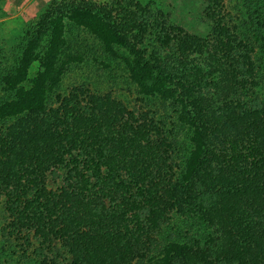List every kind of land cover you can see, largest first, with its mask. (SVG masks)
<instances>
[{
	"label": "trees",
	"instance_id": "obj_1",
	"mask_svg": "<svg viewBox=\"0 0 264 264\" xmlns=\"http://www.w3.org/2000/svg\"><path fill=\"white\" fill-rule=\"evenodd\" d=\"M198 1L206 36L135 0H53L27 26L0 75L5 235L59 242L66 255L54 264H264V5L244 1L239 33L225 0ZM68 25L122 57L144 96L179 100L192 128L181 171L176 141L111 93L53 101ZM194 56L210 63L188 65ZM50 175L63 185L50 188ZM177 215L206 224L207 239L169 234Z\"/></svg>",
	"mask_w": 264,
	"mask_h": 264
},
{
	"label": "rangeland",
	"instance_id": "obj_2",
	"mask_svg": "<svg viewBox=\"0 0 264 264\" xmlns=\"http://www.w3.org/2000/svg\"><path fill=\"white\" fill-rule=\"evenodd\" d=\"M53 0H0V75L6 66L15 63L27 26L33 22ZM142 4H150L156 9L170 12L173 19L190 31L206 36L208 28L199 21L201 3L198 0H135ZM245 0H225V14L232 21L231 25L239 33L243 31L242 23L248 18V8ZM101 7L110 0H78V3ZM264 5V0H262ZM255 10V9H254ZM254 15L258 17L257 11ZM67 69L62 77L53 101L60 95H67L76 89L111 93L123 101L129 108L146 114L158 122L168 136L177 143L180 149L176 155L179 171L183 169L191 146L192 128L180 120L182 110L178 99H163L148 97L140 93L132 81L127 66L122 57H115L103 49L99 39L85 28L68 25L66 33ZM120 54L128 53L126 47L118 48ZM258 50V49H257ZM257 59L264 63V53L258 50ZM260 61V60H259ZM208 57L194 56L188 65H208ZM37 68V63L33 69ZM8 96V92L0 84V98ZM60 175L64 170H58ZM50 188L56 189L63 185L61 176H51L48 179ZM188 217V218H187ZM9 216L4 204L0 206V264H54L66 255L59 242L54 246L45 244L33 232H25L19 236L5 235ZM206 224L189 216L177 215L169 227V234L184 239L186 233L190 236L207 239Z\"/></svg>",
	"mask_w": 264,
	"mask_h": 264
}]
</instances>
